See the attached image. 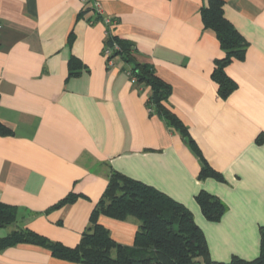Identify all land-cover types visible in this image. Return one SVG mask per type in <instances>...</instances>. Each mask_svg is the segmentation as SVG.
<instances>
[{"label":"crops","instance_id":"crops-1","mask_svg":"<svg viewBox=\"0 0 264 264\" xmlns=\"http://www.w3.org/2000/svg\"><path fill=\"white\" fill-rule=\"evenodd\" d=\"M99 1L118 21L114 36L170 85L169 107L195 147L150 113V89L131 82L121 58L107 63L106 26L90 2L0 0V122L10 130L0 136V203L17 208L0 240L22 228L76 247L118 172L187 207L212 260H255L264 228V0H225V17L249 44L226 68L238 85L226 99L212 79L224 53L201 15L209 0ZM72 59L82 67L73 75ZM202 160L222 180L202 177ZM203 191L225 205L220 221L203 215ZM72 193L77 201L51 209ZM100 223L133 246L137 219ZM0 264L80 263L19 244L0 248Z\"/></svg>","mask_w":264,"mask_h":264},{"label":"trees","instance_id":"trees-1","mask_svg":"<svg viewBox=\"0 0 264 264\" xmlns=\"http://www.w3.org/2000/svg\"><path fill=\"white\" fill-rule=\"evenodd\" d=\"M225 0H209L202 11L205 29L212 30L218 38L224 56L216 60L212 79L219 88V94L226 99L236 91L237 83L231 79L226 68L234 61H243L249 47L242 34L228 21L224 14ZM103 19L97 17L96 21ZM94 24V23H93ZM106 26L105 47L112 48L111 60L119 57L129 67L126 72L135 77L137 85L150 89L147 106L150 113L161 118L168 127L189 137L187 127L169 107L172 93L170 85L160 79L155 69L148 64L136 61V49L130 41L120 40ZM80 63L72 59L71 75L81 69ZM10 134V130L0 122V136ZM195 147V146H194ZM201 175L204 178L222 180L206 160H202ZM80 195L70 194L60 200L51 209L74 203ZM197 202L205 218L210 222L221 220L225 205L215 196L201 192ZM102 216L125 221L135 218L139 228L133 246H125L115 241L108 229L101 223ZM17 223V208L0 203V228H8ZM29 244L48 249L52 256L80 264H264V228L261 230L260 255L253 261L234 257L230 262L212 260L204 233L194 220L192 212L183 204L158 189L140 181L128 178L118 172L112 173L109 184L96 204L90 226L83 233L80 243L70 248L58 242H52L28 229H15L0 240V248Z\"/></svg>","mask_w":264,"mask_h":264},{"label":"built area","instance_id":"built-area-1","mask_svg":"<svg viewBox=\"0 0 264 264\" xmlns=\"http://www.w3.org/2000/svg\"><path fill=\"white\" fill-rule=\"evenodd\" d=\"M84 2H90L91 3V7L90 9L93 12V17H101L103 19V22L105 24V26H109L110 29H114L117 24L118 21L114 18H110V17H105L103 9H102V5L100 3L99 0H83ZM94 21L91 20V24H93ZM113 54V49L112 48H108V47H104V56L107 59V63L111 64V56ZM129 76L131 77V75L129 74ZM131 82L133 84L136 83V78L132 77L131 78ZM150 111V110H149Z\"/></svg>","mask_w":264,"mask_h":264}]
</instances>
